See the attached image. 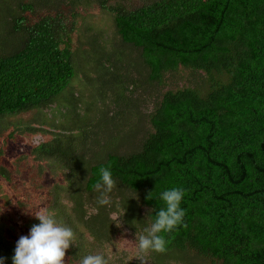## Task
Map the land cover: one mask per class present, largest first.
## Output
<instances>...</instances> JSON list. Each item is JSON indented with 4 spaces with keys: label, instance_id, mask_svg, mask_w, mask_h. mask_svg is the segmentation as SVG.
I'll return each mask as SVG.
<instances>
[{
    "label": "trees",
    "instance_id": "16d2710c",
    "mask_svg": "<svg viewBox=\"0 0 264 264\" xmlns=\"http://www.w3.org/2000/svg\"><path fill=\"white\" fill-rule=\"evenodd\" d=\"M122 1L0 0V123L44 110L57 120L43 128L35 114L19 126L30 139L18 158L34 163L26 178L56 170L43 207L95 243L139 234L165 206L160 193L182 188L183 224L162 233L167 250L149 252V264H264V0ZM91 9L108 16L109 49L78 44V11ZM75 69L100 107L74 90ZM4 129L0 184H14ZM101 166L117 182L106 206L94 190ZM36 223L14 218L19 233L0 237L4 264ZM84 250L70 246V263Z\"/></svg>",
    "mask_w": 264,
    "mask_h": 264
},
{
    "label": "rangeland",
    "instance_id": "374dc122",
    "mask_svg": "<svg viewBox=\"0 0 264 264\" xmlns=\"http://www.w3.org/2000/svg\"><path fill=\"white\" fill-rule=\"evenodd\" d=\"M126 3L129 7L135 8L140 5L148 3L144 0H124L122 1ZM79 18L77 22V26L79 27V32L77 33V37L79 39L78 44L83 45L87 43V39H93L96 41L95 43L108 45L110 39L112 40V29L110 27V22L107 21V15H103L102 11H97L96 9H91L88 12L78 11ZM90 29V31H89ZM89 31V32H88ZM73 45L76 42L74 38ZM86 41V42H85ZM109 49V45H108ZM78 59H75L76 64H79L80 61H83V55L80 52L76 51ZM91 69V68H90ZM76 77L73 79L71 85L74 86V90L78 91L81 94V99L87 102V104L91 108H97L101 106V102L98 99H95L93 95L91 96V92L93 88H90L85 82H78L77 77L81 73L79 69H75ZM93 73H96L93 72ZM179 86L183 85L182 81L178 83ZM54 106L51 107V109ZM37 112H31L21 115H14L8 118L5 122L8 123L4 126V123H0V128L4 129L2 133H8L12 131V139L6 143V146L3 148V157L4 160L8 162L9 167L8 171L11 173L12 178H14V184L3 183L0 184V199L3 204V209H0V237H5L7 240H10L14 235L17 234L18 229H14V231H10L11 225L14 223V218L19 216H27L29 214H34L39 207L44 206V195L47 191L51 190V183L57 181L58 179H53L52 173L50 172L49 178L45 179H27L26 178V169L31 168V164H34L32 161L25 162V160H19V153L17 152L20 149V142L22 138L30 139L29 137L24 136V132L18 129L20 125H23L24 122L29 120V117H34ZM38 117L36 123H38L43 128H51L50 124L56 125V115L48 110L41 111L39 114H36ZM30 121V120H29ZM49 131V130H48ZM76 134V133H75ZM74 134V135H75ZM16 160L21 164L20 170L17 166ZM1 181V180H0ZM37 181V182H35ZM39 181V182H38ZM35 182V184H33ZM40 184L36 187L37 184ZM15 199L18 203L21 201H25L27 199V204L25 206H20L19 208H15L12 200ZM21 201H20V200ZM10 202V203H9ZM13 208H12V207ZM12 209V212L10 211ZM17 209V210H16ZM37 224V223H36ZM21 226L23 227L22 223ZM76 233V239L73 241L74 244H80L82 247L87 250L85 255L87 254H95L102 253L108 259L109 264H139V261L136 259L137 251H136V234L130 233L128 231H117L107 242L95 243L93 242L86 234L85 230L81 226H75L74 230ZM19 233V232H18ZM84 250V251H85ZM68 251V250H67ZM66 256V255H65ZM146 264L148 263L147 255L145 256ZM64 264H72L70 263L69 256H66L64 260Z\"/></svg>",
    "mask_w": 264,
    "mask_h": 264
},
{
    "label": "clouds",
    "instance_id": "9594fccd",
    "mask_svg": "<svg viewBox=\"0 0 264 264\" xmlns=\"http://www.w3.org/2000/svg\"><path fill=\"white\" fill-rule=\"evenodd\" d=\"M116 187L117 182L109 167L101 166L99 180L94 184V190L99 193L97 205H111L109 194ZM184 195V190L178 187L160 193L159 199L165 206L155 213L149 226L144 227L139 234L136 233V259L139 264H146L145 256L149 252H166L167 241L162 233H170L183 224L186 213L180 205ZM148 198H152V193ZM33 215L39 223L32 225L29 234L20 236L16 242L12 264H64L66 252L73 246L76 233L71 227L58 221L56 214L46 207H39ZM120 219V216L116 217L119 226ZM0 264H4L3 257H0ZM76 264H109V261L104 254L95 253L80 257Z\"/></svg>",
    "mask_w": 264,
    "mask_h": 264
}]
</instances>
